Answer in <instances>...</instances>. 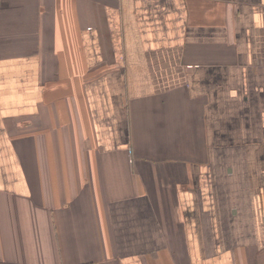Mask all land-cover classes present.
<instances>
[{
  "label": "crops",
  "instance_id": "crops-1",
  "mask_svg": "<svg viewBox=\"0 0 264 264\" xmlns=\"http://www.w3.org/2000/svg\"><path fill=\"white\" fill-rule=\"evenodd\" d=\"M0 264H264V0H0Z\"/></svg>",
  "mask_w": 264,
  "mask_h": 264
}]
</instances>
